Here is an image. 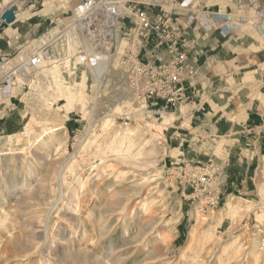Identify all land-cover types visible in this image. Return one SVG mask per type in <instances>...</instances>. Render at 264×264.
<instances>
[{
	"label": "rangeland",
	"instance_id": "374dc122",
	"mask_svg": "<svg viewBox=\"0 0 264 264\" xmlns=\"http://www.w3.org/2000/svg\"><path fill=\"white\" fill-rule=\"evenodd\" d=\"M14 1L1 0L0 10ZM79 1L22 0L13 9L40 5L30 17L41 31L0 62V264H264V155L245 184L231 185L224 146L239 156L240 138L210 134L212 120L193 117L188 100L183 110L162 99L139 104L121 59L127 38L92 67L77 59L90 46L70 51L66 32L25 80L19 56L58 32ZM12 23L0 16V34H12ZM55 124L59 138L44 146ZM176 128L187 138L181 146L164 137ZM113 132L135 138L129 152L107 149ZM90 188L98 194L83 201Z\"/></svg>",
	"mask_w": 264,
	"mask_h": 264
},
{
	"label": "crops",
	"instance_id": "0c3cea01",
	"mask_svg": "<svg viewBox=\"0 0 264 264\" xmlns=\"http://www.w3.org/2000/svg\"><path fill=\"white\" fill-rule=\"evenodd\" d=\"M191 1L198 9L207 7L230 12L233 20L241 24L239 29L229 34H224L218 24H214L209 31L199 28L197 19L185 28L189 51L200 57L198 73L189 79L186 93L189 96L187 105L193 117L200 111L206 115L205 120H212L210 134L217 136L223 143L233 144L240 138V149H237L239 156L234 154L231 145L225 144L228 154L223 162L232 171L230 184H245L244 180L251 178L250 166L260 164L264 155V136L260 133L264 118V0ZM144 6L158 11L156 6ZM176 11L183 18L193 13L189 9ZM199 15L197 13L196 16ZM40 24L32 17H27L12 23L8 28L12 29V34H0V62L4 56L13 54L20 44L34 36L37 27L41 31ZM6 90L7 87L2 89V94ZM186 102H180V110H183ZM197 117L200 118L199 115ZM237 127H240V135L235 136L231 131ZM180 129L184 130V127ZM175 130L171 137H164L166 141H177L180 143L177 146H181L182 139L187 138H183L179 128ZM172 137L175 138L174 142Z\"/></svg>",
	"mask_w": 264,
	"mask_h": 264
},
{
	"label": "built area",
	"instance_id": "2783aa9c",
	"mask_svg": "<svg viewBox=\"0 0 264 264\" xmlns=\"http://www.w3.org/2000/svg\"><path fill=\"white\" fill-rule=\"evenodd\" d=\"M144 5L156 6L158 11ZM178 9H189L193 13L183 18ZM194 19L198 20L199 28L206 31L214 24H218L224 34L240 28L230 12L198 9L191 0H81L74 4L70 18L59 25L58 32L49 30L39 46L19 56V66L37 69L43 60L53 59V43L73 28L82 29L90 40V49L78 51L77 59L92 67L98 66L123 37L129 44L121 59L135 100L142 105L150 99H162L165 107L176 105L189 99L187 84L200 66L199 55L190 52L186 45L185 28ZM61 20L57 16L55 24ZM260 133L264 135V118ZM159 143L165 144L164 139ZM216 167L212 162L207 168L215 170Z\"/></svg>",
	"mask_w": 264,
	"mask_h": 264
},
{
	"label": "bare ground",
	"instance_id": "6f19581e",
	"mask_svg": "<svg viewBox=\"0 0 264 264\" xmlns=\"http://www.w3.org/2000/svg\"><path fill=\"white\" fill-rule=\"evenodd\" d=\"M19 1H22V0H15L13 2V4L11 5H7L6 7H4V9H2L1 11V14L0 16L1 17H4L5 13L8 12L9 10H13L14 9V6H15V3H19ZM47 2V1H46ZM46 2H43L42 4L46 3ZM12 6V7H11ZM42 8L40 5H30L28 6L27 8L19 11V12H16L14 13V20L16 18V21H19V20H23L27 17H30L32 14L34 13H37L39 11H41ZM13 20V21H14ZM66 36H67V44H68V47L70 48V51L74 50L75 48H81V45L82 42H84L85 45L87 46H90V40L89 38L87 37V35L84 33V31L80 28H73V29H70L67 31L66 33ZM65 37V36H64ZM65 41V40H64ZM79 46V47H78ZM68 48V49H69ZM81 61V60H80ZM83 62V61H82ZM84 63V62H83ZM97 67V66H96ZM31 68L29 66H25L23 67V69H21L20 71L22 72L23 75H28V73L30 72ZM43 70V69H41ZM48 70V69H47ZM44 72V71H43ZM52 72V71H51ZM54 72V70H53ZM1 75V74H0ZM26 81H29L30 80V77L26 76L25 78ZM49 108V107H48ZM131 129H129L130 131ZM46 132V133H45ZM45 135L48 134V138L46 140L43 141V145L44 146H48L50 148L53 147V145L56 143L57 139L59 138V134H60V124H55V125H51L50 127L46 128L44 130ZM42 133V134H43ZM111 137V135H110ZM35 141V140H34ZM149 141V139H142V143H140V150H145L147 147V142ZM135 142V138L132 137L131 135L129 134H124L122 136H118L117 134H115V132H113V135L112 137L110 138V140H108V145H107V149H113V150H129L131 147L130 146H133ZM42 146V145H41ZM128 147H130L128 149ZM139 147V145H138ZM43 148V147H42ZM127 148V149H126ZM104 149V148H103ZM49 150V149H48ZM124 151V150H123ZM126 152V151H125ZM129 152V151H128ZM120 153V151L118 152ZM145 153V152H144ZM124 154H127L124 153ZM43 156V155H42ZM123 156V155H122ZM39 157V156H38ZM59 159V158H58ZM57 159V160H58ZM185 160V159H184ZM53 168V167H52ZM62 169V168H60ZM119 171V170H118ZM55 172V171H53ZM61 171H59V175H58V178H59V184L60 183H63V177L61 176ZM100 173V172H99ZM53 174V173H52ZM51 177V176H50ZM55 177V176H54ZM48 178V177H47ZM46 178V180H47ZM99 180V179H98ZM42 182V181H41ZM45 182V181H44ZM68 182V181H67ZM105 182V181H104ZM46 183V182H45ZM44 185V183H43ZM85 185V182L82 183V186ZM47 186L46 184L43 186V188L45 189ZM62 187V185H61ZM115 188V187H114ZM62 189V192L63 193V188H60V190ZM43 191V190H42ZM120 192V191H118ZM98 194V191L97 189L93 188V189H88L87 190V193L83 196V201H88V200H91L89 198H92V197H95L96 195ZM62 197V196H60ZM101 196L99 195V198ZM209 198V197H208ZM94 199V198H93ZM206 199V198H205ZM214 199V198H213ZM212 199V200H213ZM205 202H207V199L204 200ZM112 205V204H111ZM136 205V204H135ZM53 206V205H52ZM113 209V208H112ZM114 210V209H113ZM145 212V211H144ZM102 218V216L100 217ZM86 224V223H85ZM197 227V226H196ZM195 235V233H194ZM192 235V240L188 246V248H190V246H192V243H193V240L195 238V236ZM228 250V247H224V251L227 252ZM188 255V254H187ZM99 262L95 263V264H98Z\"/></svg>",
	"mask_w": 264,
	"mask_h": 264
},
{
	"label": "water",
	"instance_id": "95a60500",
	"mask_svg": "<svg viewBox=\"0 0 264 264\" xmlns=\"http://www.w3.org/2000/svg\"><path fill=\"white\" fill-rule=\"evenodd\" d=\"M39 3H41L43 0H38ZM4 18L6 20V23H11L14 20V11L9 10L8 12L5 13Z\"/></svg>",
	"mask_w": 264,
	"mask_h": 264
}]
</instances>
